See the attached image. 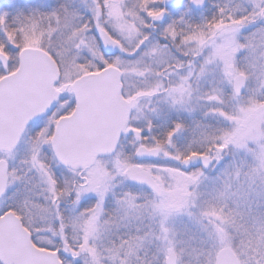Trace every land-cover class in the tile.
<instances>
[{
	"label": "snow or ice",
	"instance_id": "6c2138e0",
	"mask_svg": "<svg viewBox=\"0 0 264 264\" xmlns=\"http://www.w3.org/2000/svg\"><path fill=\"white\" fill-rule=\"evenodd\" d=\"M0 264H264V0H0Z\"/></svg>",
	"mask_w": 264,
	"mask_h": 264
}]
</instances>
